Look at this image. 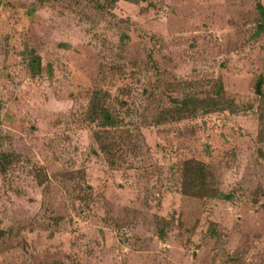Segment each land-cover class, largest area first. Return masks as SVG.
I'll return each mask as SVG.
<instances>
[{"label": "rangeland", "instance_id": "obj_1", "mask_svg": "<svg viewBox=\"0 0 264 264\" xmlns=\"http://www.w3.org/2000/svg\"><path fill=\"white\" fill-rule=\"evenodd\" d=\"M0 264H264V0H0Z\"/></svg>", "mask_w": 264, "mask_h": 264}, {"label": "trees", "instance_id": "obj_2", "mask_svg": "<svg viewBox=\"0 0 264 264\" xmlns=\"http://www.w3.org/2000/svg\"><path fill=\"white\" fill-rule=\"evenodd\" d=\"M261 94V91L259 92ZM100 97L99 93H96L94 97H92L90 103H89V115L91 117V120H97L101 119L104 121L105 124H111V114L107 107L100 104ZM203 103V102H202ZM184 107L187 106V102H185ZM210 105V104H207ZM195 106V104H193ZM179 109V111H185ZM96 137L99 138L100 134L96 133ZM186 172L184 173V180H183V193L186 195H194L197 194V196L204 193V195H207L208 185L206 180L208 179L207 171L203 164L196 162V161H186L185 162ZM211 194L209 195L212 197L218 196V192L211 190ZM200 193V194H199Z\"/></svg>", "mask_w": 264, "mask_h": 264}]
</instances>
